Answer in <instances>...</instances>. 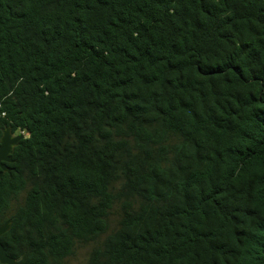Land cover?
<instances>
[{"label": "trees", "instance_id": "16d2710c", "mask_svg": "<svg viewBox=\"0 0 264 264\" xmlns=\"http://www.w3.org/2000/svg\"><path fill=\"white\" fill-rule=\"evenodd\" d=\"M0 126L18 264H264V0H0Z\"/></svg>", "mask_w": 264, "mask_h": 264}, {"label": "water", "instance_id": "95a60500", "mask_svg": "<svg viewBox=\"0 0 264 264\" xmlns=\"http://www.w3.org/2000/svg\"><path fill=\"white\" fill-rule=\"evenodd\" d=\"M24 136L23 133H19L18 135L12 136L9 128H5L2 131V135L0 137V176H2L4 170H10L6 165L1 164V160L4 161H13L8 155L12 153L13 147L18 144L20 138ZM11 225V220L0 223V236L9 230ZM0 264H18L17 259L6 252L5 247L0 242Z\"/></svg>", "mask_w": 264, "mask_h": 264}, {"label": "flooded vegetation", "instance_id": "af4514ba", "mask_svg": "<svg viewBox=\"0 0 264 264\" xmlns=\"http://www.w3.org/2000/svg\"><path fill=\"white\" fill-rule=\"evenodd\" d=\"M5 128H9L10 129V127H8V126H0V137H1V135H2V131L5 129ZM10 133H11V135L12 136H15V135H18L19 133H23L24 134V131H22V130H19V131H15V132H12L11 131V129H10ZM21 139V138H20ZM20 139H19V141H20ZM18 141V142H19ZM15 147V146H14ZM14 147H13V151H14ZM13 151H12V153H10L9 155H8V157H10L11 158V160H13V161H4V160H1V164L2 165H6L7 167H9L10 168V170H4L3 171V174L4 173H11L12 171H14V167L12 166V164L15 162V159H14V157H13ZM2 168L0 167V170H1ZM2 174V175H3Z\"/></svg>", "mask_w": 264, "mask_h": 264}, {"label": "rangeland", "instance_id": "374dc122", "mask_svg": "<svg viewBox=\"0 0 264 264\" xmlns=\"http://www.w3.org/2000/svg\"><path fill=\"white\" fill-rule=\"evenodd\" d=\"M89 246L78 247L75 250V255L69 258V262L72 264L82 263L87 257Z\"/></svg>", "mask_w": 264, "mask_h": 264}]
</instances>
